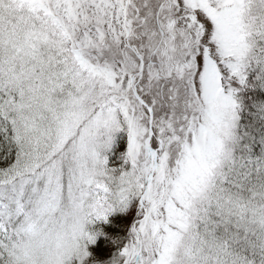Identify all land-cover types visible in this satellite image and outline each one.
I'll list each match as a JSON object with an SVG mask.
<instances>
[{"label":"snow or ice","instance_id":"1","mask_svg":"<svg viewBox=\"0 0 264 264\" xmlns=\"http://www.w3.org/2000/svg\"><path fill=\"white\" fill-rule=\"evenodd\" d=\"M0 264H264V0H0Z\"/></svg>","mask_w":264,"mask_h":264}]
</instances>
